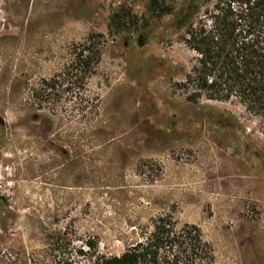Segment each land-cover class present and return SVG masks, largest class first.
I'll list each match as a JSON object with an SVG mask.
<instances>
[{"label":"rangeland","instance_id":"1","mask_svg":"<svg viewBox=\"0 0 264 264\" xmlns=\"http://www.w3.org/2000/svg\"><path fill=\"white\" fill-rule=\"evenodd\" d=\"M147 3L0 0V264H96L161 215L198 226L216 264H264L260 124L236 99L186 100L184 0L154 19Z\"/></svg>","mask_w":264,"mask_h":264},{"label":"trees","instance_id":"2","mask_svg":"<svg viewBox=\"0 0 264 264\" xmlns=\"http://www.w3.org/2000/svg\"><path fill=\"white\" fill-rule=\"evenodd\" d=\"M146 12L154 19L174 11L165 0H148ZM174 16L171 28L184 32L183 44L196 54L190 70L174 84L175 88L191 103L202 98L236 99L258 120L264 136V0H184ZM125 18L113 14L109 29L121 30ZM128 21L135 23L129 14ZM90 53L87 47L74 60L90 65ZM86 246L93 252L96 248L90 241ZM95 262L216 264L201 229L194 224L179 225L170 215L152 219L150 230L119 255H96Z\"/></svg>","mask_w":264,"mask_h":264}]
</instances>
